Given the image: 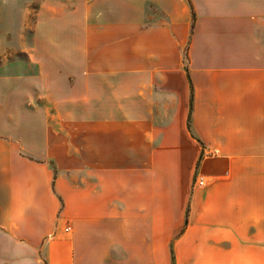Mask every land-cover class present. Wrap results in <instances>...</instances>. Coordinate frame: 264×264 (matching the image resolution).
Masks as SVG:
<instances>
[{
  "label": "crops",
  "instance_id": "0c3cea01",
  "mask_svg": "<svg viewBox=\"0 0 264 264\" xmlns=\"http://www.w3.org/2000/svg\"><path fill=\"white\" fill-rule=\"evenodd\" d=\"M56 13L0 102V264H264V0Z\"/></svg>",
  "mask_w": 264,
  "mask_h": 264
},
{
  "label": "rangeland",
  "instance_id": "374dc122",
  "mask_svg": "<svg viewBox=\"0 0 264 264\" xmlns=\"http://www.w3.org/2000/svg\"><path fill=\"white\" fill-rule=\"evenodd\" d=\"M61 3L68 5L69 0H0V102L11 95L8 87L28 84L27 77L36 74L29 53L38 22L53 20Z\"/></svg>",
  "mask_w": 264,
  "mask_h": 264
},
{
  "label": "built area",
  "instance_id": "2783aa9c",
  "mask_svg": "<svg viewBox=\"0 0 264 264\" xmlns=\"http://www.w3.org/2000/svg\"><path fill=\"white\" fill-rule=\"evenodd\" d=\"M203 178L202 177H198L197 178V184L199 185V186H202L203 185ZM66 230H68V228H66Z\"/></svg>",
  "mask_w": 264,
  "mask_h": 264
},
{
  "label": "trees",
  "instance_id": "16d2710c",
  "mask_svg": "<svg viewBox=\"0 0 264 264\" xmlns=\"http://www.w3.org/2000/svg\"><path fill=\"white\" fill-rule=\"evenodd\" d=\"M191 100H192V90H191V93H190V106H191Z\"/></svg>",
  "mask_w": 264,
  "mask_h": 264
}]
</instances>
